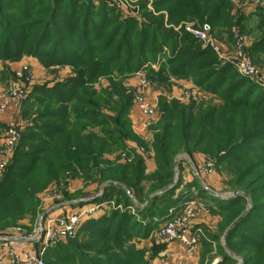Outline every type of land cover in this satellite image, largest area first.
Listing matches in <instances>:
<instances>
[{"label":"rangeland","instance_id":"rangeland-1","mask_svg":"<svg viewBox=\"0 0 264 264\" xmlns=\"http://www.w3.org/2000/svg\"><path fill=\"white\" fill-rule=\"evenodd\" d=\"M208 23L223 45L238 31L249 49L258 45L251 58L264 73V0H0V94L14 84L26 93L13 157L18 148L30 159L12 157L0 173L1 185L15 163L21 185L11 198L0 192V231H30L90 200L100 209L73 242L44 252L47 264H180L187 252L164 243L161 227L195 201L205 210L190 223L199 243L193 264H264V82L236 72L187 29ZM144 33L149 50L139 46ZM142 76L158 110L146 132L134 125ZM70 81L83 87L51 98ZM121 101L129 108L119 120ZM81 109L91 133H107L103 150L96 138L90 145V170L74 160L57 176L35 170L30 161L51 145L39 125L74 123ZM10 110L0 114V152Z\"/></svg>","mask_w":264,"mask_h":264},{"label":"built area","instance_id":"built-area-1","mask_svg":"<svg viewBox=\"0 0 264 264\" xmlns=\"http://www.w3.org/2000/svg\"><path fill=\"white\" fill-rule=\"evenodd\" d=\"M248 3L251 7L257 6L259 0H248ZM187 29L207 42L223 61L233 65L241 75L264 82V73L253 64L246 37L239 31L235 33L231 45H223L213 37L209 24L199 29L188 26ZM27 69L26 65L23 66L19 75ZM190 94L195 98L199 96L196 91ZM25 98L26 93L15 84L6 95L0 94V114L12 108L16 111L2 135V144L5 149L0 152V173L11 161L14 150L20 142L22 124L17 116ZM134 107L139 116L134 125H137L141 131H148L156 122L158 110L149 97L148 83L144 76L138 80ZM100 207V203H87L57 217L41 218L30 231L23 226H15L0 232V264H46L44 252L62 242L76 239L82 222L97 213ZM198 209L203 208L199 207L195 201H191L181 216L161 227L164 243L177 244L187 252L186 260L180 264H193L192 255L196 253L199 243L196 235L190 232V223Z\"/></svg>","mask_w":264,"mask_h":264},{"label":"trees","instance_id":"trees-1","mask_svg":"<svg viewBox=\"0 0 264 264\" xmlns=\"http://www.w3.org/2000/svg\"><path fill=\"white\" fill-rule=\"evenodd\" d=\"M184 3V2H183ZM183 9L186 8V4L184 3ZM55 18H60L59 15ZM219 20V15L217 14L216 17L212 20V21H218ZM211 28L213 29V23H208ZM51 29H46L41 33V36L38 37L35 41L36 46H40L42 45V43L44 44V42L46 41V36L49 35V31ZM241 33V32H240ZM55 42L56 44H54V46L59 47V44H64V37H58V35L55 36ZM58 38V39H57ZM61 42H60V41ZM57 42L59 44H57ZM139 46L140 48H144V46H148L147 45V40H146V36L145 33L144 35H142V37L139 39ZM43 46H41L42 48ZM48 45L46 46V52H48L47 50ZM120 47V46H119ZM123 48V45L121 46ZM149 46L147 47L146 50H149ZM157 48V45L156 47ZM258 48V45L252 47V49L248 48L250 57H252L251 54H253L254 51H256ZM127 54L128 52H130V50H126ZM149 52V51H148ZM123 53V52H121ZM43 54V53H41ZM39 56H42V55ZM59 54L61 53H53L51 54V56L53 57V59H55L56 56H60ZM74 55L71 56H65V57H73ZM114 57V56H113ZM140 59V58H138ZM252 60V58H251ZM253 62V61H252ZM230 67L234 70L237 71V69L233 66L230 65ZM87 69H85L84 71H86ZM70 84V85H69ZM76 88V87H83V85L80 83H73L72 81H70L67 85H63L61 87H57L55 90L50 91L51 94V98L57 96H65L64 95V91L62 92L59 88H63L65 91H72V88ZM69 91V92H70ZM57 102H65L63 100H57ZM83 104V103H82ZM85 106L88 107L90 106L91 103H88V101H85ZM117 106H119V110H118V119H124L126 111H128L129 105H127V103L122 104V101L120 102V104L118 103ZM83 108V107H82ZM81 113V117L76 118V120L74 121V123H71L69 121H58L56 123H50V124H44V125H39L38 129L40 132V137L45 136L51 139V145L50 148L47 150L45 148V151H42L38 156L34 157L33 160L35 161H30V162H35V170L37 169V171L42 172V173H46V174H50L52 176H57V173H61L63 170H66L68 168L71 167V161L74 160L76 163V166H80L83 170H90V166H89V162L90 160V145L91 143H93V140L99 142L100 144H102V150L105 148V145L107 144V133L104 132L102 134L103 137L98 136L96 133H91L90 132V126H93L94 123H89V119L87 118V115L85 114L84 109L80 110ZM88 112V111H86ZM58 116H54V118H56ZM59 118V117H58ZM118 124V123H117ZM126 125H128L127 123H125ZM107 126L108 123H102V125H97L98 127L100 126ZM128 129V128H127ZM34 156V155H33ZM25 157L19 155L18 152V148L15 151L14 157H13V162L17 163V161H21L22 159H24ZM26 161L30 160L29 158H25ZM71 160V161H70ZM65 161V162H64ZM67 161V163H66ZM70 161V162H69ZM10 164L8 167V173L7 176L4 180V183L0 185V192L2 194L7 195V198H11V194H13V191L19 192L20 187L15 186V184H13L14 179L18 178L16 177V175H14V172H11L13 169L15 168V163L14 164ZM22 164V163H19ZM37 165V166H36ZM11 170V171H10ZM114 187V186H111ZM17 194V193H16ZM6 200V199H5ZM8 229V228H6ZM6 229L3 228L2 231H5ZM237 229V227H235V229H233V231H235ZM0 231V232H2ZM69 242H73L74 240H68ZM63 245V243L58 244L57 246L49 249V251L51 250H57L59 246ZM57 248V249H56ZM54 250V251H55ZM48 251V252H49ZM47 252V253H48ZM50 257L45 256V262L47 264V260Z\"/></svg>","mask_w":264,"mask_h":264},{"label":"crops","instance_id":"crops-1","mask_svg":"<svg viewBox=\"0 0 264 264\" xmlns=\"http://www.w3.org/2000/svg\"><path fill=\"white\" fill-rule=\"evenodd\" d=\"M12 114H13V113H12V110H10L9 112H7V113L4 115L3 118H4L5 120H7V119H9L10 117H12ZM136 117H137L136 120H138V118H139L138 113H136ZM4 119H3V120H4ZM5 120H4V121H5ZM136 120H135V121H136ZM5 124H7V123H5Z\"/></svg>","mask_w":264,"mask_h":264},{"label":"water","instance_id":"water-1","mask_svg":"<svg viewBox=\"0 0 264 264\" xmlns=\"http://www.w3.org/2000/svg\"><path fill=\"white\" fill-rule=\"evenodd\" d=\"M109 185H115V183L110 182ZM170 188H171V189H172V188H175V184L172 185L171 187H169V189H170ZM89 202H90V200H84V201L79 202L78 204H86V203H89Z\"/></svg>","mask_w":264,"mask_h":264}]
</instances>
